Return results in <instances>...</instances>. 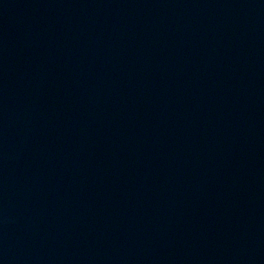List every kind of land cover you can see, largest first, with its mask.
Segmentation results:
<instances>
[{
	"label": "water",
	"instance_id": "95a60500",
	"mask_svg": "<svg viewBox=\"0 0 264 264\" xmlns=\"http://www.w3.org/2000/svg\"><path fill=\"white\" fill-rule=\"evenodd\" d=\"M0 264H264V0H0Z\"/></svg>",
	"mask_w": 264,
	"mask_h": 264
}]
</instances>
